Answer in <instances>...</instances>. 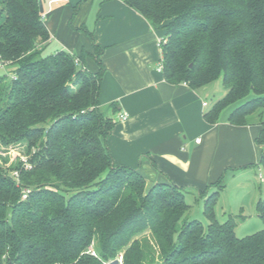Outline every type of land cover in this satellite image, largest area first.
<instances>
[{"label": "trees", "instance_id": "trees-1", "mask_svg": "<svg viewBox=\"0 0 264 264\" xmlns=\"http://www.w3.org/2000/svg\"><path fill=\"white\" fill-rule=\"evenodd\" d=\"M122 1L164 31L167 81L202 88L222 77L228 92L208 122L236 105L228 121L243 126L264 108V0ZM42 15L39 0H0V61L15 66L14 77L0 75V141L24 147L14 166L0 168V264H106L121 254L123 264H264V228L238 237L234 216H216L223 178L199 191L204 224L185 217L186 187L147 188L138 169L114 162L115 121L99 100L104 47L93 43L97 72L86 50L44 55ZM257 209L264 222V199Z\"/></svg>", "mask_w": 264, "mask_h": 264}, {"label": "crops", "instance_id": "crops-1", "mask_svg": "<svg viewBox=\"0 0 264 264\" xmlns=\"http://www.w3.org/2000/svg\"><path fill=\"white\" fill-rule=\"evenodd\" d=\"M43 3L42 19L50 33L44 47L50 53L80 55L86 50L91 53L87 69L97 72L93 43L104 47L99 100L115 121L109 150L115 163L138 169L147 188L175 183L199 195L220 178L225 182L237 170L259 165L260 123L233 125L228 121L232 110L218 122H208L205 114L214 105L208 86L193 88L165 79L158 70L164 31L154 29L139 12L122 0Z\"/></svg>", "mask_w": 264, "mask_h": 264}, {"label": "rangeland", "instance_id": "rangeland-1", "mask_svg": "<svg viewBox=\"0 0 264 264\" xmlns=\"http://www.w3.org/2000/svg\"><path fill=\"white\" fill-rule=\"evenodd\" d=\"M47 54H50L49 49L44 50V55ZM14 71L15 66L9 65L0 68V75H7L11 78L14 76ZM207 86L208 98L214 103L228 92V87L224 84L222 77ZM235 106L227 107L221 114H227ZM249 121L251 123L264 121V108L249 116ZM23 148L20 145H3L0 141V168L14 166L21 159L20 155L23 154ZM223 183L224 187L216 196L214 205L219 221L224 222L230 215L234 216L238 222L235 229L238 237H245L261 231L264 228V222L259 216L257 207L258 202L264 199V169L262 166L239 169ZM186 198L190 206L185 217L196 218L207 224L208 219L204 212L205 199L198 194L191 193H188Z\"/></svg>", "mask_w": 264, "mask_h": 264}, {"label": "built area", "instance_id": "built-area-1", "mask_svg": "<svg viewBox=\"0 0 264 264\" xmlns=\"http://www.w3.org/2000/svg\"><path fill=\"white\" fill-rule=\"evenodd\" d=\"M49 1H50V3L53 4V3L68 2L69 0H49ZM163 43H164V40L161 39V40L159 41V45L161 46V48H162ZM6 66H9V63H8V62L0 61V68L6 67ZM158 70L161 71V72H163V62H162V60H161V62H160V64H159V66H158ZM14 76H15V73H14ZM14 76H13V77H14ZM204 105H207V103H204ZM127 118H128V115H127V114L122 115V119H127ZM197 140L199 141V139H197ZM22 160L25 162V167H26V168H30V167H31L30 164H28V161H27V158H26V157H23ZM13 175L16 176V177H18V176H19V172H18V170L14 171V172H13ZM261 177H262V176H261ZM29 192H30L29 189H25V190L23 191L22 198H23V199H26L27 196H28V193H29ZM89 252H90L92 255H95V256L97 255L96 251H95L94 248H92V247H91V249H90ZM118 259L120 260V263H119V264H123V255L119 256ZM110 262H111V261H110ZM110 262H107L106 264H110Z\"/></svg>", "mask_w": 264, "mask_h": 264}, {"label": "water", "instance_id": "water-1", "mask_svg": "<svg viewBox=\"0 0 264 264\" xmlns=\"http://www.w3.org/2000/svg\"><path fill=\"white\" fill-rule=\"evenodd\" d=\"M39 6H40V11L44 13V3L43 0H39ZM120 260L118 258L114 259L113 261L110 262V264H119Z\"/></svg>", "mask_w": 264, "mask_h": 264}]
</instances>
